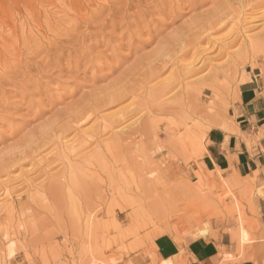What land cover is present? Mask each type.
I'll list each match as a JSON object with an SVG mask.
<instances>
[{"label": "rangeland", "instance_id": "1", "mask_svg": "<svg viewBox=\"0 0 264 264\" xmlns=\"http://www.w3.org/2000/svg\"><path fill=\"white\" fill-rule=\"evenodd\" d=\"M263 2L0 0V264H185L154 239L196 226L220 264L249 257L259 190L234 191L241 244L224 189L198 182L224 175L202 169L204 138L264 62L263 37L218 47Z\"/></svg>", "mask_w": 264, "mask_h": 264}, {"label": "crops", "instance_id": "2", "mask_svg": "<svg viewBox=\"0 0 264 264\" xmlns=\"http://www.w3.org/2000/svg\"><path fill=\"white\" fill-rule=\"evenodd\" d=\"M264 62L246 68L239 74L240 82L228 106L204 138L202 169L234 173L248 179L255 176L251 189L254 196V218L257 229L247 248L249 257L235 264L264 263ZM217 169V170H216ZM256 173V174H255ZM255 174V175H253ZM261 191V192H260ZM154 254L158 260L179 254L185 264H220L216 244L205 237L187 234L179 245L172 236L162 234L154 239ZM251 256V257H250Z\"/></svg>", "mask_w": 264, "mask_h": 264}, {"label": "bare ground", "instance_id": "3", "mask_svg": "<svg viewBox=\"0 0 264 264\" xmlns=\"http://www.w3.org/2000/svg\"><path fill=\"white\" fill-rule=\"evenodd\" d=\"M261 2V1H260ZM239 3H241V2H239ZM257 3V2H256ZM239 6H241V5H239ZM243 7V6H242ZM253 9V8H252ZM256 9V8H255ZM254 9V10H255ZM242 10H243V8H242ZM257 10V9H256ZM244 12H247V11H244ZM243 12V13H244ZM251 12H253V11H251ZM227 13H229L228 11L226 12V14ZM249 13V12H248ZM254 13V12H253ZM255 13H257V14H255V15H251V16H249L250 17V19H248L249 21V26H242L241 24V26L239 27V29L237 30V32H236V35H235V37L233 38V39H231V40H229V41H227V42H223V43H221L220 45H219V50H227L228 48H230L238 39H240V38H242V40L241 41H244V40H248V39H252V38H264V2H263V4H262V6L261 7H259L258 8V12H255ZM242 14V13H241ZM245 14V13H244ZM243 14V15H244ZM242 16V15H241ZM241 16H239V17H241ZM244 17H246V18H248V16H247V14H246V16H244ZM246 18H244V19H246ZM238 19V18H237ZM241 19V18H240ZM243 18H242V21L244 20ZM247 20V19H246ZM221 21V20H220ZM241 21V22H242ZM245 21V20H244ZM220 23H222V22H219V24ZM235 23V22H234ZM245 23V22H244ZM243 23V24H244ZM246 24V23H245ZM235 24H233V26H234ZM257 25H260V26H262L258 31H256L254 34L252 33V34H247V33H249L250 31L249 30H251V29H253V28H257L258 26ZM220 27V26H219ZM238 28V27H237ZM235 30V31H236ZM246 40V41H247ZM186 46H187V44H186ZM186 46L184 47V48H186ZM196 48H198V47H196ZM189 49V48H188ZM200 50V49H199ZM186 51V50H185ZM189 51H190V49H189ZM188 50H187V52H189ZM193 51H194V48H193ZM191 52H192V50H191ZM226 52V51H225ZM183 53V52H182ZM181 53V54H182ZM195 53L197 54V52L195 51ZM194 53V54H195ZM184 54H185V52H184ZM191 55V54H190ZM182 56H183V54H182ZM188 56V55H187ZM155 57V56H154ZM193 57V56H192ZM199 57V56H198ZM208 57V56H207ZM159 59V57H156L155 58V61H156V59ZM183 58L185 59V55L183 56ZM202 58H203V56H202ZM209 58V57H208ZM211 58V57H210ZM161 59V58H160ZM159 59V63H161L160 60ZM173 59V58H172ZM179 59H181L180 57H179ZM183 59V60H184ZM204 59V58H203ZM182 60V59H181ZM200 60H201V58H200ZM205 60V59H204ZM212 60V59H211ZM154 60H152L151 62H153ZM158 61V60H157ZM209 61H210V59H209ZM150 62V63H151ZM185 62V61H184ZM191 63H193V62H188L187 63V65L189 64H191ZM165 64V63H164ZM164 64H163V68H165L164 67ZM151 65V64H150ZM155 65V64H154ZM165 65H167V64H165ZM186 65V64H185ZM202 65V64H201ZM152 66V65H151ZM150 66V67H151ZM183 66H184V64H183ZM203 66V65H202ZM161 67V66H160ZM189 67V66H188ZM153 68V67H152ZM156 68V67H155ZM184 68H186L185 66H184ZM184 68H183V71H184ZM190 68V67H189ZM192 68V67H191ZM197 68V67H196ZM188 69V68H187ZM193 69H194V67H193ZM193 69H191V71L193 70ZM199 69V68H198ZM160 70V69H159ZM186 70V69H185ZM161 71V70H160ZM164 71V70H163ZM187 71V70H186ZM155 73L157 72V70L155 69V71H154ZM159 72V71H158ZM157 72V73H158ZM190 71H188V73H189ZM155 73H154V75H155ZM187 73V72H186ZM150 76H148L149 78L151 77V75H152V72H151V74H149ZM161 75V74H160ZM183 75V74H182ZM191 75V74H190ZM157 76H159V75H157ZM263 76H264V73H263ZM160 77V76H159ZM148 78V79H149ZM152 78H153V75H152ZM151 78V80H153ZM156 79V78H155ZM154 79V80H155ZM159 79V78H158ZM123 81V80H122ZM158 81H160V80H158ZM164 81V80H163ZM134 83V82H133ZM132 83V84H133ZM160 83H161V81H160ZM172 83H173V81H172ZM162 85V84H161ZM126 86V85H125ZM161 87V86H160ZM152 88V87H151ZM163 88V87H162ZM165 88V87H164ZM161 89V90H165V89ZM171 88H173V86H171L170 87V89ZM157 90H159V89H157ZM160 91V90H159ZM168 90H166V93H168L167 92ZM170 91V90H169ZM158 92V91H157ZM112 93V92H111ZM111 93H109V94H111ZM160 93H161V91H160ZM166 93H162V95L163 94H166ZM159 94V93H158ZM157 94V95H158ZM121 96L123 97V95L122 94H119V95H116V96H114L111 100H110V102H111V104L112 103H116V102H118L119 101V99L121 98ZM109 97H110V95H109ZM152 97V96H151ZM158 97V96H157ZM161 98V97H160ZM155 99V98H154ZM158 99H159V97H158ZM163 101H165V100H163ZM109 102V99H108V101L106 102V105H107V103ZM110 102H109V104H110ZM155 102V101H154ZM154 102H153V106L155 107V105H154ZM167 102V101H166ZM166 102H164V103H166ZM163 103V104H164ZM143 105V104H142ZM141 105V106H142ZM145 105V104H144ZM132 106V105H131ZM130 105L128 106V107H131ZM159 106V105H158ZM151 107V106H150ZM139 108H146L145 106L144 107H139ZM161 108V107H160ZM127 109H129V108H127ZM159 109V108H158ZM163 109V107L161 108V110ZM116 111H118V110H116ZM116 111H114V112H116ZM123 111H125L124 109H123ZM153 111V110H152ZM113 112V113H114ZM148 112V111H147ZM146 112V113H147ZM163 112H165V110L163 111ZM167 112V111H166ZM136 113H138L137 112V110H136ZM128 114H129V111H128ZM116 115L118 116V117H120L119 119V122L121 121V119L123 120L124 119V116H125V114H124V112H123V114H121V112L119 111V112H117L116 113ZM131 115V114H130ZM112 116V115H111ZM110 116V117H111ZM132 116V115H131ZM114 117H115V115H114ZM126 117H130V116H126ZM125 117V118H126ZM116 119V118H115ZM117 121V120H116ZM114 123V122H113ZM116 124H118V123H116ZM115 124V125H116ZM118 126H121L120 124L118 125ZM117 126V127H118ZM121 128H123V127H121ZM118 131H119V129L118 128H116ZM112 130V129H111ZM121 130H123V129H120V131ZM136 130V129H135ZM138 131V130H137ZM115 133V132H114ZM118 133V132H117ZM174 133V132H173ZM204 152V151H203ZM202 152V153H203ZM217 170V169H216ZM218 171V170H217ZM208 172V171H207ZM207 172H205L206 174H207ZM210 172L211 171H209L208 172V174H210ZM207 174V175H208ZM216 174H217V172H216ZM215 174V175H216ZM220 174V173H219ZM218 174V176H211V177H203V176H201V177H199V182L198 183H200V184H210V186L212 185V186H218V187H220V188H222V189H224V191L226 192V196L230 199V205L228 204L227 205V207L229 206L230 208H229V211H230V213H237L238 214V218H239V230H237L238 231V243H241V244H245L246 242H248L249 240H250V238H251V233H249L246 229H245V227H244V225H243V222H242V220H241V210H240V208H239V205H238V202H237V200L238 199H236V195H235V193H234V191L236 192L237 190H243V189H246L248 186H250L252 183H253V181L256 179L255 178V176L254 177H250L249 179H246V180H243V181H237L236 180V177H235V174L232 172H230V173H224V175H222V174H220L219 175ZM256 174V173H255ZM255 174H253V175H255ZM209 176V175H208ZM211 188V187H210ZM219 192V191H218ZM238 192V191H237ZM261 192V191H260ZM222 193V192H221ZM225 195V194H224ZM223 198H225V197H223ZM228 198H227V200H228ZM205 200V199H204ZM219 200H220V198H219ZM229 202V201H228ZM226 207V208H227ZM186 217L187 218H189V219H191L192 218V215H191V218H190V216H187L186 215ZM187 218H185V219H187ZM184 219V220H185ZM192 223H195V221L194 220H192L191 221ZM193 228V227H192ZM190 229V228H189ZM238 229V228H237ZM194 230H196L197 231V233H196V235H198V236H201V237H207L208 236V234H209V231H208V229L207 228H201V227H199V226H196V228L194 229ZM184 252H180V256H181V258L184 256V254H183ZM179 259V258H178ZM181 261H182V259H181ZM172 263V261L171 260H168L167 262H165L164 264H171Z\"/></svg>", "mask_w": 264, "mask_h": 264}]
</instances>
